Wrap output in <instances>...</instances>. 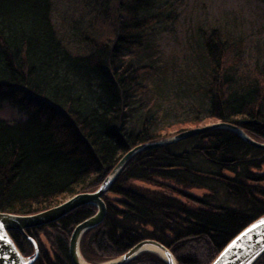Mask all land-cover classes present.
<instances>
[{
    "label": "trees",
    "instance_id": "trees-1",
    "mask_svg": "<svg viewBox=\"0 0 264 264\" xmlns=\"http://www.w3.org/2000/svg\"><path fill=\"white\" fill-rule=\"evenodd\" d=\"M55 5L0 0V106L19 114L0 116V212L34 213L95 190L125 152L171 136V128L215 120L264 141V57L254 55L248 69L242 37L199 30L188 71L174 74L155 35L175 15L169 0H95L84 25L68 24L71 36L56 24ZM179 97L186 113L167 120ZM102 199L103 221L80 239L86 261L154 239L178 264H210L264 214V149L216 128L142 150ZM95 212L84 205L26 229L39 248L33 264H73L71 233ZM10 236L33 255L20 231ZM127 264L166 262L144 251ZM254 264H264V254Z\"/></svg>",
    "mask_w": 264,
    "mask_h": 264
},
{
    "label": "water",
    "instance_id": "water-1",
    "mask_svg": "<svg viewBox=\"0 0 264 264\" xmlns=\"http://www.w3.org/2000/svg\"><path fill=\"white\" fill-rule=\"evenodd\" d=\"M216 128L229 129L251 145L264 149V141H258L248 135L242 128L222 121L185 129L160 140L136 145L121 156L95 190L76 193L59 204L34 213L15 214L0 212V264H33L38 258L39 248L35 239L26 233V229L57 221L74 209L84 205L95 206L96 212L79 222L71 233L68 250L73 264H127L144 251L158 254L166 264H178L168 247L154 239H143L123 254L99 263L86 261L80 253L79 243L82 234L86 230L103 221L106 214V205L102 196L108 191L114 179L133 155L142 150L173 143ZM261 221H264V214L254 219L228 241L210 264H254L264 254V223H261ZM11 231H20L32 242L34 246L33 255L25 256L21 253L10 236Z\"/></svg>",
    "mask_w": 264,
    "mask_h": 264
},
{
    "label": "rangeland",
    "instance_id": "rangeland-1",
    "mask_svg": "<svg viewBox=\"0 0 264 264\" xmlns=\"http://www.w3.org/2000/svg\"><path fill=\"white\" fill-rule=\"evenodd\" d=\"M95 0H56L54 17L56 24H65L71 36L68 24L74 22L85 24L86 16L89 14L87 3ZM170 10L175 12L173 18L167 25L157 27L156 39L162 50L164 61L174 66L173 73H185L188 71L186 55L196 45L199 30H209L215 27H224L234 37H242L245 42L246 52L243 60L252 69L255 58L259 55L264 57V0H169ZM66 31V30H65ZM69 36V37H70ZM191 70V69H190ZM241 71V70H240ZM168 99V105L174 106L170 111L172 117H183L187 111L183 98ZM185 107V108H184ZM164 109V111H166ZM0 116L7 120L19 118V114L5 106H0ZM215 120L199 124V126L214 123ZM185 129L192 125L182 126ZM178 128H171L170 133L176 132Z\"/></svg>",
    "mask_w": 264,
    "mask_h": 264
},
{
    "label": "snow or ice",
    "instance_id": "snow-or-ice-1",
    "mask_svg": "<svg viewBox=\"0 0 264 264\" xmlns=\"http://www.w3.org/2000/svg\"><path fill=\"white\" fill-rule=\"evenodd\" d=\"M261 223H264V221H261Z\"/></svg>",
    "mask_w": 264,
    "mask_h": 264
}]
</instances>
